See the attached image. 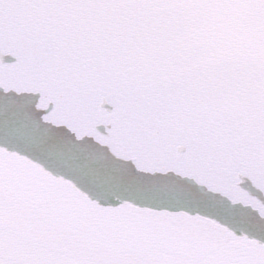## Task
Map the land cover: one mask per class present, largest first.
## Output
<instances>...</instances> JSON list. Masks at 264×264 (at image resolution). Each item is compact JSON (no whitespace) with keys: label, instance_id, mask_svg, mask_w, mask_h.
Here are the masks:
<instances>
[{"label":"snow or ice","instance_id":"1","mask_svg":"<svg viewBox=\"0 0 264 264\" xmlns=\"http://www.w3.org/2000/svg\"><path fill=\"white\" fill-rule=\"evenodd\" d=\"M0 264H264V0H0Z\"/></svg>","mask_w":264,"mask_h":264}]
</instances>
